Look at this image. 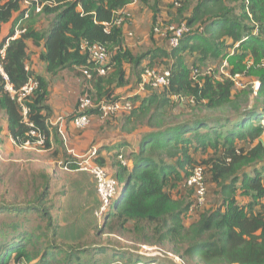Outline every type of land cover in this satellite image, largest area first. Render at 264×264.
Returning a JSON list of instances; mask_svg holds the SVG:
<instances>
[{
  "label": "trees",
  "instance_id": "obj_1",
  "mask_svg": "<svg viewBox=\"0 0 264 264\" xmlns=\"http://www.w3.org/2000/svg\"><path fill=\"white\" fill-rule=\"evenodd\" d=\"M37 1L46 3L43 10L36 13L30 7L24 18L21 0H0V32L18 13L0 47L7 44L2 63L15 92L7 89L0 73V111L18 146L65 156L67 167L78 168L53 123L47 74L86 68L96 90L90 93L106 102L119 100L117 88L129 85L131 75L140 82L147 68L165 65L170 76L168 85L147 86L145 96L131 97V112L112 117H121L122 132H140L132 169L122 165L119 156L129 158L118 154L113 175L120 186L118 202L95 230L96 237L118 240L87 243L59 233L49 180L34 178L20 185L26 202H0V264H151L158 257L141 252L148 246L160 249L166 264H176V257L179 264H264V0H178L173 21L165 24L158 22L165 0L33 4ZM133 2L153 12L154 34L157 27L165 30L182 23L189 31L176 47L163 37L165 46L134 54L124 45L123 26L131 18L106 31L117 12ZM41 16L46 25L39 29ZM20 20L25 31L13 38ZM84 41L107 47L111 70L105 75L97 73L96 63L83 51ZM30 43L44 47V74L29 66ZM225 61L230 76L217 75L212 64L221 68ZM126 63L131 64V75ZM243 76L256 77L258 88L240 87ZM31 79L38 86L20 102L18 95ZM88 112L99 116L97 108ZM199 165L205 168L215 204L192 215L194 189L184 183Z\"/></svg>",
  "mask_w": 264,
  "mask_h": 264
},
{
  "label": "crops",
  "instance_id": "obj_2",
  "mask_svg": "<svg viewBox=\"0 0 264 264\" xmlns=\"http://www.w3.org/2000/svg\"><path fill=\"white\" fill-rule=\"evenodd\" d=\"M173 1L174 0L164 1L163 11L160 13L158 20L161 24L173 20L172 16L175 15L174 11L176 10V7L168 6V4L170 5ZM126 10L130 11L132 14L131 20L123 26L124 45L126 48L131 50L134 54H139L151 48L165 46V40L163 39L164 36L162 34L153 33V12L148 7L142 6L138 2H133L126 7ZM17 15L18 13L14 15L13 19L8 24L4 25L0 32V47L4 39L8 37ZM36 26L39 29L44 27L38 23ZM43 49L44 47L42 45L36 46L33 43H30L29 52L31 57L29 60V66L39 74L45 73V64L40 60V53ZM146 63L147 61H144L143 65H146ZM125 66L128 75H131V64L126 63ZM158 68L166 69V66L163 65ZM47 77L51 83L50 105L54 110L55 117L53 123H56L61 119L63 120L64 117L66 118L64 121L65 123L63 124L66 135V138H64L65 145L67 146V144H69L72 146V148L77 150V154H84L91 148L97 147L99 153L98 161L110 172L111 175H116L118 169L117 164L119 163V153H124L129 158V167L132 169L134 166V153L139 150L140 132H122L120 122L121 117L102 120L99 116L92 115L91 124L84 129H77L71 120V117H74L76 114L80 93L82 91L96 93L94 82L92 80L93 77H88L84 73V69L78 66L63 69L55 76H49L47 74ZM135 79V76L131 75L130 84L122 88H117L116 93L120 97H134L136 95L145 96L147 90L142 89L139 84L140 82ZM1 116L4 118L0 119V151L6 154L5 152L11 151L12 149H36L33 146H18L10 135L8 122L4 113L0 111V118ZM263 136L261 139L264 142ZM36 150L43 152L40 149ZM68 151L70 153L72 150L70 151L68 149ZM78 190V198H80L79 204L81 203L82 206H86V208L89 207L91 211H95L100 204V199L97 195L93 177L91 176L90 178L89 187L85 189V186H83ZM58 226H61L59 233L63 235V233H65V227L62 223H59ZM90 230L91 234H93L91 226ZM73 239L72 241H77ZM84 239H79L78 241H84Z\"/></svg>",
  "mask_w": 264,
  "mask_h": 264
},
{
  "label": "built area",
  "instance_id": "obj_3",
  "mask_svg": "<svg viewBox=\"0 0 264 264\" xmlns=\"http://www.w3.org/2000/svg\"><path fill=\"white\" fill-rule=\"evenodd\" d=\"M21 1L25 10L24 18L29 17L31 11L30 7H35V12L40 13L43 10L44 5L46 4L40 3L39 1L33 4L34 0ZM131 16V12L126 9L118 11L113 21L106 24V31H110L111 28L115 25H122L126 20L131 18ZM21 22L22 20L19 21L13 38L19 37L20 34L25 31V29H22L20 27ZM188 31L189 27L185 23H182L181 25H170L165 30H161L158 27L155 28L156 33H160L162 35H165V37H168L169 44L172 47L178 46L181 38ZM6 47L7 44L4 45V47L0 50V73L6 80L7 89L10 90L13 95H15V92L9 84V79L4 71L2 63V59L5 57ZM82 49L83 51L87 52L91 60L96 63V70L99 75H105L107 71L111 70L110 55L105 45L96 42L90 43L88 41H84L82 43ZM227 65L228 62L225 61L221 69L227 76H230L229 73L225 71V67ZM83 69L84 73L88 77H92V73L88 69ZM169 76V69L159 70L156 68H147L141 75V81L139 84L142 89H146L147 86H152L154 88L164 87L169 83ZM37 86L38 82L34 79H31L30 82L22 88L21 92L18 95V99L20 100V102H23L24 98L30 95ZM255 88H258V82ZM131 97L132 96L120 97L117 101L106 102L105 100H97L91 93L85 92L79 99L76 114L72 118V122L77 129H84L88 127L92 121V115L88 111L93 108H97L99 110V117L102 120H107L114 116L129 113L134 108V103L131 100ZM22 105L24 114H26L27 107L23 103ZM64 123L65 122L62 119L55 123L59 126V131L63 134V136ZM33 134H35V132H33ZM42 143L43 139L40 138L38 144L41 145ZM70 153L77 160V170L89 173L94 179L97 195L100 199V204L95 210V216L99 221H102L105 217V214H107L112 208H114L118 202V198L120 195V186L118 184V181L103 165H101L97 161L99 156L97 147H93L86 153L81 155L74 154L72 151ZM119 158L122 162V165H130L127 158L123 155H120ZM184 186L193 188L195 192V200L194 204L191 207V211L201 209L206 204L208 197V184L206 182L205 168L201 165L194 167L191 171V174L186 179Z\"/></svg>",
  "mask_w": 264,
  "mask_h": 264
},
{
  "label": "rangeland",
  "instance_id": "obj_4",
  "mask_svg": "<svg viewBox=\"0 0 264 264\" xmlns=\"http://www.w3.org/2000/svg\"><path fill=\"white\" fill-rule=\"evenodd\" d=\"M232 3L238 5L240 2L233 1ZM171 4H174V6H171ZM171 4H168V6L176 7V10L174 11L176 14L181 2L174 0ZM173 18L174 16H172V19ZM38 24L45 26L46 18L41 16L38 19ZM163 36L165 37V35ZM212 67L217 75L224 73L219 65L212 64ZM238 77L239 76H237L236 79ZM239 82L240 87L243 84H250L255 90L257 89L255 87L258 81L254 76H243ZM85 92L86 91H82L80 93L78 100ZM2 118L4 117L1 116L0 119ZM63 120L65 121L66 118L64 117ZM63 137L66 138L65 128ZM67 146L70 151L72 150L74 154H77L76 149L72 148L69 144H67ZM36 149H12L11 151L5 152L6 154L0 151V202L4 201L11 204L24 203L28 198L25 191H22L20 187L23 182L27 180L28 183L34 178L49 180L48 190H50L51 200L56 205L54 213L57 222L62 223L65 227L64 232L69 233L68 236H70L71 239L74 238L73 240L78 241L79 239L85 238L84 240L88 239L87 243H91L94 239L98 242L102 241V243L118 240L116 236L98 235L96 237L95 230L96 232L98 231L100 221L94 215V211H91L89 207L86 208V206H82L81 203L79 204L80 198H78V189L83 186H85V189L89 187L91 175L87 172L77 170V168L72 169L67 167L64 163L65 156L55 157L53 156L55 153L46 151L40 152ZM194 195L195 192L192 193L193 199ZM214 204V197L211 196V193L209 192L206 204L200 210H207ZM191 213L194 215L195 211H191ZM33 222L35 223L36 220ZM90 226L93 230V234H91ZM122 243L130 245L124 241H122ZM141 252L145 256L158 257L156 262H151V264H166L164 262L166 258L163 252L158 248L151 246L143 247ZM174 262L176 264L181 263L180 259L177 257L174 259Z\"/></svg>",
  "mask_w": 264,
  "mask_h": 264
}]
</instances>
